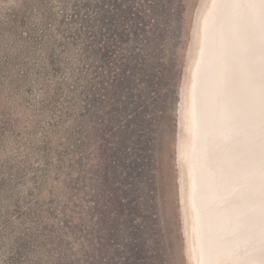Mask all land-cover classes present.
Listing matches in <instances>:
<instances>
[{
    "label": "rangeland",
    "instance_id": "1",
    "mask_svg": "<svg viewBox=\"0 0 264 264\" xmlns=\"http://www.w3.org/2000/svg\"><path fill=\"white\" fill-rule=\"evenodd\" d=\"M40 1L46 4L45 14L50 9L56 16L62 14V0H0V264L9 263L24 228L34 227V219L27 214L56 188L63 189L60 195L73 186L78 188L76 193L90 192L95 175L88 176L86 171L98 170L101 161L94 148L93 156L76 167V175L66 182L57 180L56 168L63 164L57 157L60 142L71 124L60 111L71 99L66 93L57 109L48 105V99L62 80L63 88H71L74 64L59 47L63 41L59 26L41 16ZM145 2L143 30L127 46L131 51L138 44L137 58L144 63L137 81L141 104L132 125L138 144L129 142L128 153L143 158L135 189L143 198L149 223L156 222L158 243L170 264H190L181 184L182 98L200 16L209 0ZM45 26L50 34L46 42L37 44L40 37L36 35L45 33ZM53 51L58 61L68 62L63 73L53 70ZM82 107L78 105L77 114ZM70 160L66 157V168Z\"/></svg>",
    "mask_w": 264,
    "mask_h": 264
},
{
    "label": "trees",
    "instance_id": "2",
    "mask_svg": "<svg viewBox=\"0 0 264 264\" xmlns=\"http://www.w3.org/2000/svg\"><path fill=\"white\" fill-rule=\"evenodd\" d=\"M60 3L62 14L58 17L51 9L45 14L44 1L38 5L44 20L59 26L63 37L59 47L74 64L70 62L71 88H63L62 80L48 99L53 109L60 106L66 93L71 99L60 111L62 119L71 124L60 142L57 157L63 164L56 168L57 180L66 182L76 175V167L93 156L94 148L101 161L98 170L86 171L88 176L95 175L96 184L90 192L76 193L78 188L73 186L60 195L63 189L56 188L27 214L34 219V227L24 228L8 264H170L155 235L156 222L149 223L143 198L135 189L143 158L128 153L129 142L135 143L137 134L132 125L141 104L137 81L139 66L144 63L137 58L138 44L131 51L127 46L143 30L141 15L146 2ZM47 27L45 33L36 35L40 37L37 44L46 42ZM51 63L56 73H63L68 62L58 61L53 51ZM79 104L84 105L80 115ZM66 157L71 159L68 168Z\"/></svg>",
    "mask_w": 264,
    "mask_h": 264
},
{
    "label": "bare ground",
    "instance_id": "3",
    "mask_svg": "<svg viewBox=\"0 0 264 264\" xmlns=\"http://www.w3.org/2000/svg\"><path fill=\"white\" fill-rule=\"evenodd\" d=\"M200 17L181 114L187 257L264 264V3L209 0Z\"/></svg>",
    "mask_w": 264,
    "mask_h": 264
},
{
    "label": "snow or ice",
    "instance_id": "4",
    "mask_svg": "<svg viewBox=\"0 0 264 264\" xmlns=\"http://www.w3.org/2000/svg\"><path fill=\"white\" fill-rule=\"evenodd\" d=\"M262 3H264V0H261Z\"/></svg>",
    "mask_w": 264,
    "mask_h": 264
}]
</instances>
